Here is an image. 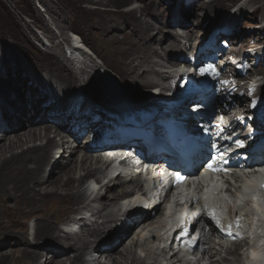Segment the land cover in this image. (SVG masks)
Here are the masks:
<instances>
[{
  "label": "bare ground",
  "instance_id": "6f19581e",
  "mask_svg": "<svg viewBox=\"0 0 264 264\" xmlns=\"http://www.w3.org/2000/svg\"><path fill=\"white\" fill-rule=\"evenodd\" d=\"M62 1L66 5H73V9L63 7L66 14H63L60 22L58 21L59 24L64 23L63 26L67 25V18L76 11L78 15L85 16L84 18L87 21L85 22V26L100 31L101 36L99 34L98 36L100 37L99 40L101 39V42L99 41V44H102L103 48L107 50L110 57L115 58L116 62H119V64L124 66V76L122 80L128 87H130L129 89H151L152 87L163 85L162 82L165 80L169 79L170 81H173L175 78H179L181 75L172 74L171 72L165 70L162 72L157 71L155 70L153 64L155 63V59H160L159 62L156 60V66L159 63V66H162L163 68L165 64H168L166 66L169 69L172 67L169 65L176 64V61L171 62V59L174 57L173 53H175L176 50H181L183 46H181L180 43H175L182 36L184 39H187V31H181L182 34H180L178 30L177 33L174 34V41H171L172 43L169 45L162 46L160 43L154 44L153 41H155L156 37L154 34H151L153 25L145 23L137 16V13L143 14V11L148 9L147 6H145L143 10H140V8H133L132 5L135 4L134 1L100 0V4H105L107 9L104 10L105 12H102L101 10L97 11L93 9L81 8V3H92L94 0ZM70 1L72 3H70ZM259 1L260 0H250L251 3H258ZM222 4L220 2L213 3L210 6H200V8L213 13L218 10V8H221ZM113 6H126L128 9L127 11H117V13H113L110 12L111 9H109V7ZM200 11V13H202L203 10ZM112 18L116 21L125 23L124 29L121 31V33L117 32L114 22H110V19L112 20ZM127 24H130V27ZM71 36V40H69L68 37L66 38L65 35L63 39L67 43L69 41V43L72 45V47H70L73 49V51L71 50L70 56L75 57L78 53L81 54L79 51L81 49L74 47L73 44H75V46L77 45V47H82L83 44H81V42L84 43V41L88 40V38L84 35H82L81 38L79 35H77V33L75 34L73 32L71 33ZM228 40L229 39L226 38V42ZM238 46L239 43L234 41L232 47H230L231 53L235 54L239 49ZM192 47L193 45H191L189 54H193L194 56V47L193 49ZM7 48H11V46L8 45ZM59 49H61L60 44L55 46V50L57 51V54L63 56L62 52H58ZM160 51H162L163 54ZM104 53L102 50L98 52L99 55L107 60V56H105ZM73 57H68L70 59L61 57L60 59H57L56 54L51 58L48 57L43 59V57L42 62L37 63V67L43 70V72L49 74L52 78L51 80H55L60 89L63 87H72L79 76V80H85L84 68H90L89 64H83V69L80 70V75H78L74 68L71 65L69 66L71 62L72 64L76 63V61L72 59ZM225 60H220L219 66ZM104 64L106 67H109L114 71V67L110 62L107 61ZM177 64L183 63L178 62ZM224 64H226V62H224ZM230 65L231 64L227 65L228 69L231 68ZM238 65H243L242 61ZM174 71L175 70H173V72ZM128 74L131 76L130 79H128ZM153 74H155V77L160 78V83H157L158 81L154 82V79L150 78V76ZM202 76L207 78L206 80H203L205 82H214L217 80L216 76L214 75ZM253 78L254 76L251 73L249 81H253ZM2 84L6 87L9 83L5 80H2ZM7 87H11V85L9 84ZM221 87L223 88L224 86L221 85ZM33 95L35 97L40 96L41 91L36 90ZM219 98L225 100L223 97ZM244 98L247 100L246 97ZM244 98H239L238 103L243 105L245 100ZM119 103L122 104L121 108L124 110L135 109L137 108L136 105H138L131 100H123ZM27 114H25V116L22 117L20 121L15 122L16 124L12 125L11 127L6 125L3 118L0 120V264H64L62 261L63 259L58 260V251H54L52 249L49 250L47 248L52 244H55V246L59 245L61 247H66V251H71L74 254L72 264H88L87 248H90L92 244L90 242L91 237L98 238V240L95 239L96 241L94 243V249H90L95 253H101V257L102 255L107 254L113 264H127L128 261H132L133 264V262L137 261L135 256L136 252L134 251H136L135 248H137L139 245L138 243L140 238H131L126 243H124L121 249L114 251L115 245L113 243V237L120 236L123 232L115 235L111 230L107 231L108 224H112L113 222L116 223V220L119 222L128 220L132 221L133 228L136 226L141 227V232L138 231V233H143L146 231L150 232L148 227H150V229L155 228L154 226H159L161 229L163 228L161 226L162 216L166 218L168 214L175 213L174 208L170 207L165 210L166 214H162L161 203L157 202V206L154 209H150L151 211L147 213L139 214L140 207H136L135 209L138 210H128L125 212L118 210L117 213L119 216L109 215L111 216L109 218L108 215H104L103 211L106 208H111L110 206H112V204H118L123 198H132L136 194L137 189H142V176L139 177L138 175H135V172H139L140 175L145 174L140 169V167H136V164L138 163H134L133 158L127 156V151L129 149L133 151V147L123 150L122 155L124 156V160L120 163V167L125 168L126 170L131 169V173L134 174L129 176L130 173L127 172L128 174H124V172H122L119 175L111 177L106 184H103L100 187L96 197L91 198L87 191H82L83 189L81 190L79 186H76V183H84L87 180L94 179L97 184H100L102 179H100L99 176L108 172L111 166L115 163V159L111 157L110 151L99 150L98 152H91L92 145L86 143L79 144L74 139H70L68 136L63 135L61 126L58 125L55 127L51 124L54 122L56 117H54L50 111L39 120H34V113H31L30 115ZM219 114H223V112ZM219 114L205 116V119L203 120L204 125L210 130L212 136L214 137L213 142L210 140L205 142V144L208 146V150L203 152L210 154L208 156V161L212 159L214 154H217L218 157L214 156V162L211 164L214 168L222 169V171H213L207 169L205 165H208L211 161L209 163L207 161L205 164L200 165V168L196 172L197 174L194 177H190L188 182L182 184L184 191L180 201L184 198L191 199L194 197L197 200L202 198V202L199 201V206L196 205L194 210H198L200 214L203 212V218L207 219L206 217H208L216 224L218 220L219 226H217L226 237V241L229 239L227 237L229 232L234 238L241 237V240L243 236L239 235L248 236V247L250 250L248 253H243L245 254L244 257H242L240 250H243L244 246L246 247V244L244 246H240L239 244L235 245L234 251L231 252V249L229 252L235 254L239 253L238 257L236 256V263L264 264V229L262 228V226L264 227V193H258L256 187V185H258L260 190H263L261 188V183L264 184V160H262V158H257L255 155L260 153V151H264V143L256 148L252 147L253 151L250 153L242 152V145L239 146V148L238 146L233 148L232 144L227 143V141L231 140L232 136L228 134V130L232 129L233 125L240 126L241 124H239V122H237L238 124L234 123L233 120L229 123L220 124L221 121L219 120ZM216 116H218L217 124H215ZM57 117H60L59 112H57ZM262 118H264V115ZM105 119L110 120V117L104 116L95 122L91 114V117L88 119V121L89 124L93 126L95 123H101ZM85 123L87 124V120H85ZM259 125L264 127V122H260ZM3 126H5L4 132ZM239 129L240 127H237L233 130L235 133L237 131H244V129ZM53 131L56 135L54 138H51L50 134ZM189 131L191 133L193 132L191 129H189ZM57 137H61L60 141L56 140ZM251 137L254 138L253 135ZM42 139H44V141L47 139V141L42 144L36 143ZM242 140L243 137H238L235 141L240 142ZM249 141L251 140H248V142ZM238 142H236V144ZM29 143H33V145H29ZM213 145L216 148L214 149V154L211 155V153H209V147ZM227 146H231L230 149H226ZM60 150H62V154H60ZM237 153H248V156H243L239 160ZM246 157L248 160L250 159V162L253 161V163H258L256 165L253 164L252 167L250 165L247 167L246 163L245 165L243 164ZM201 159L206 160V157L200 156L199 154L198 161L201 162ZM232 162L233 164L230 165ZM250 162L248 163L250 164ZM198 164L199 163L196 164L195 168H198ZM228 168H230L232 171L239 169L242 171L241 173L247 174L250 179H246L244 184L237 186L234 181L226 175V173H228ZM136 169H139L140 171ZM248 169L250 170V173H248ZM78 171H82L84 175L82 174L77 178L76 174ZM157 174L159 181L168 180L165 176H162L161 172L158 173L157 171L156 174L153 173L148 176L146 181L150 183L153 175ZM196 184L199 186L201 185V190H189L191 185L195 186ZM235 189H239V191L237 192ZM252 189H254V191ZM185 190L189 191L185 193ZM254 193H258L260 196H257ZM162 195V193H158L157 198L161 199ZM7 197L13 198L14 203L12 206L8 205L4 201ZM90 199H95L93 206L90 205L92 203H89L91 202L89 201ZM82 205H85L83 206L84 208ZM126 205H128V207L131 206L130 203H127ZM229 205H235V207L238 209H240V205H243L242 208H244V212L240 211L239 215L237 213L233 216L230 214L227 215L226 208ZM246 208L249 209L247 210ZM213 210L215 211V218L212 216ZM250 210L252 212L247 217L246 212H250ZM71 212L75 213L73 217L58 225L60 222L59 220L62 219L67 213ZM181 214L183 215V213ZM181 214L180 216L177 214L172 218L175 229L182 222L181 218L183 216ZM98 218H103L105 220L103 221L102 225L98 224ZM33 219L36 220L35 237L34 242H30L29 221ZM80 223H83L84 228L81 231L79 230L80 234L78 235H75L71 229H69L67 232H59L60 227H62L61 225L65 226L66 224L68 228L75 229L76 227L79 228ZM210 232L211 234L212 232L214 233L213 237H215V234H218L217 230L213 226L211 227ZM113 234L114 236L112 237ZM123 234L125 235V232ZM83 235H85L84 238H82ZM150 235H153V237L155 236L159 242H164L166 240L165 237H167L164 248L161 249V247H159L157 250H161L162 254H167L168 249H170L173 255L170 259L168 258L170 262L167 264H177L179 259L177 256H175L177 254L173 252L174 249L172 248L175 239L172 241V243H167L168 241H171V239H168V236L166 235H161L160 231ZM139 236L141 237V235H137V237ZM208 237L211 238L209 233ZM104 240L105 243L101 244L100 241ZM224 240L225 239L222 238V241ZM230 240L231 238L229 241ZM15 245L18 246L15 249L16 251H11L8 253L6 248H11ZM214 246L215 245L210 248V252L208 253L209 258H211V256L213 257L215 251ZM184 249H187L189 252L191 251L189 245L185 246ZM66 251L65 253H67ZM16 252L19 254H16ZM113 255H119V259L113 257ZM42 257L46 259L45 262H42ZM188 258L189 257H187V259Z\"/></svg>",
  "mask_w": 264,
  "mask_h": 264
},
{
  "label": "rangeland",
  "instance_id": "374dc122",
  "mask_svg": "<svg viewBox=\"0 0 264 264\" xmlns=\"http://www.w3.org/2000/svg\"><path fill=\"white\" fill-rule=\"evenodd\" d=\"M99 1L100 0H94L92 3L83 2L81 3L80 6L82 9H93L97 11L101 10L102 12H105L104 10H107L105 4H100ZM131 1L132 2L134 1L135 3L132 5L133 8H140V10H143V8L147 6L148 9L147 10L145 9L143 11V14L137 13V16L141 18L142 21H144L145 23H148L149 25L151 24L153 25L152 27L153 30L151 34H154L156 37L155 41H153L154 44L160 43V45L162 46L169 45L172 43L171 41H174L175 39L174 34L177 33L178 30L180 34H182L181 31L183 32L187 31L186 38L188 40L184 39V37L182 36L180 37L178 41H176V43L174 42L175 44L180 43V45L183 46V48L179 51L176 50V52L173 53L174 57L171 59V62L176 61L177 63V60L178 58H180V56L188 55L191 49V47H188V46L193 45L194 52L197 51V46H198V43L200 42V39L206 35H210L211 32H213V30L216 29L217 27H219L220 33H218L217 36H213V37L214 38L221 37L222 41H226V38H228L227 33L231 31V29H227L226 26H229V28H232L234 32L240 33L242 35L240 38L241 42H238L239 49L237 48L238 50L235 54H233V56L236 55L237 57H241L244 54V52L247 51V48L249 46L252 48H256L255 45H257V48L261 50L262 54L264 53V0H260L258 3H251L250 0H194V4L192 5L190 4L186 5L185 3L187 0H130V2ZM219 2L221 4L223 3L224 5L222 4V7L218 8V10H216L213 13L208 12V10H204L203 8H200V6H203V7L210 6L213 3H219ZM70 3L72 2L70 1ZM63 7L73 9V5H66L62 0H0V65H1V68H0V111H1L0 117L3 118L4 122L6 123L8 127L15 125L16 124L15 122L20 121L21 118L24 117L25 114L27 113H28L27 115L34 113V117L39 119L38 117L42 113H45L46 111L45 109L47 108H49L50 113H52L53 116L56 117L53 111L61 112L62 110L61 103L70 102L73 98H77L79 93L81 92L83 93L86 92L88 95H90L89 94L90 90L92 91V95L89 96L88 103L83 98V101L85 102V104H87L88 108L93 109L94 107H98L97 104L101 106L103 105L102 100L103 101L107 100L106 102L109 104V110L119 111V112H134V111L139 110V108H135L132 110L122 109L121 108L122 104H120L119 102L123 100H131L138 104L136 105L137 107L138 106L141 107L143 105H147V102L151 103L153 99H156V98L158 99L168 94L167 88H169V85H170L169 79L162 82V84L165 85V87L167 86L165 91L162 87H157V88L152 87L151 89L149 88L147 89L140 88V89H134V90L129 89L130 87H128L125 84V82L122 80L124 76L123 74L124 66L119 64V62H116L115 58L110 57L109 53L107 52L105 48H103L102 44L101 43L99 44V41L101 42V39L99 40L100 37L98 36V34L101 36L100 31H97L90 27H86L85 22L87 21L84 18L85 16L78 15L77 11L69 15L70 17L67 18L68 22L66 21L67 25L63 26L64 23L59 24L60 20L62 19L63 14H66V12H64ZM125 7L126 6L124 7L113 6V7H109V9H111L110 12L117 13V11H122V12L127 11L128 7L126 8ZM200 10H203L202 13H200L201 12ZM113 20H114L113 18L112 20L110 19V22H114L115 24L114 26H116L117 32L121 33V31L124 29L125 23H122L116 20L113 21ZM225 22L229 23L230 25H234V26L230 27V25H226ZM127 25L130 27V24H127ZM47 27L49 28V30ZM72 32L75 34L77 33V35H79L80 37L84 35L85 37L88 38V40H85L84 43L81 42V44H83L82 47L81 46L77 47V45L75 46V44H73L74 47L81 49V50L78 49L81 52V54L78 53L75 57L70 56L71 50L73 51V49H71L72 45L69 43V41L67 43L63 39L65 35L66 38L68 37V39L71 40ZM219 43H220L219 41H214L213 46L217 47ZM58 44H60V48H61L58 50V52L59 51L62 52V55L64 57L57 54V51L55 50V46ZM8 45H10L11 48H7ZM100 50H102L103 53L105 52L104 55L107 56V60H105L101 55L98 54ZM160 52L163 54L162 51ZM55 54H56L57 59H60V57L66 58V59H70L68 57H73L72 59L75 60L76 63L72 64L71 62L69 66L71 65L74 68V70L78 73V75H80V70L83 69L82 67L85 64H89L90 68H87V69L84 68L85 80L84 81L79 80V77H80L79 76L76 79L75 84L72 87L69 86L67 88L63 87L62 89H60L57 82L55 80H51L52 78L49 74L43 72V70L37 67V63L42 62L43 57H44L43 59L48 58V57L51 58ZM262 54L259 56L263 57ZM191 57H195V53H194V56L193 54H190V58ZM156 60L157 62H159L160 59L159 60L155 59V63L153 64L155 70L160 71V72L165 70V71L171 72L172 74L177 75V73H174L173 70H170L169 68H167L166 65L168 64H165L164 68L162 66L160 67L159 63L156 66ZM107 61L110 62L111 65L114 67L115 72L109 67H106L104 63H106ZM233 61H235L237 64L241 62L240 59H234ZM231 63L232 61L230 62V64ZM169 66H172V65H169ZM196 66L203 67V64L197 63ZM248 68H254V66H252V64L250 63L248 65ZM101 70H104L102 75L99 74ZM255 72H256V69L253 70V72H251L253 76L255 75ZM262 72H264V70L262 69L257 70V73H262ZM259 76L261 75L258 74L257 77ZM199 77L202 80L207 79V78H204V76L202 75H199ZM130 78L131 76L128 74V79ZM150 78L154 79V82L158 81L157 83H160V78L155 77V74L150 76ZM2 80L7 81L11 85V87H7L9 84L6 87L3 86ZM177 80L181 82L182 76L180 75L179 78H175V81ZM246 82H249L248 79L242 80V83H246ZM259 82L260 81H253L254 84L259 83ZM153 88H156V89H153ZM36 90L41 91L40 96L35 97L33 95ZM261 92L264 93V88L261 90ZM53 93L58 95L56 101H54L53 99L55 96V94ZM51 95H53L52 98H51ZM10 98H13V101L12 100L9 101ZM219 100L223 102L227 101L226 99L224 100L222 98H219ZM43 101H46V102L44 103ZM262 102L264 104V98L262 99ZM42 104H44V106H42ZM77 113L78 115L75 116V120H80V121L88 120L92 114L90 110H88L87 108L86 109L83 108L82 100H81V107L79 110H77ZM59 114H60V117H56V119H54V122L51 123L55 127L58 126L59 124L56 121L63 122V115L61 113ZM93 114L99 115L94 110H93ZM110 114L111 112H106V115H103L101 117L110 116ZM217 122L218 120H215V124H217ZM239 124H241V122H239ZM85 125L86 123L84 124L83 128H85ZM232 129H234V127ZM260 129H261V126H260ZM4 130H5V126H3V132ZM20 132H23V131H20ZM249 133H250V130H245L243 132V136L247 137ZM62 134L65 136H68L70 139H74L79 144H82V143L89 144V140L91 138L90 130L88 133L89 139H86V140L75 137L70 133H66L65 130L62 131ZM55 135L56 134L53 131L50 134V137L54 138ZM60 139L61 137H57L56 140L60 141ZM244 139L245 138H243V140ZM14 140H15V137H14ZM45 140L47 141V139ZM46 141L42 139V140L37 141L36 143L42 144V143H45ZM240 142L238 143L240 144ZM29 145H33V143H29ZM237 146L239 148V146L241 145H237ZM236 147H233V148H236ZM209 148H210L211 155L214 154L213 152L216 147L213 145V146H210ZM60 154H62V150H60ZM237 155L239 159L240 156L241 158L243 156H248V153L237 154ZM214 159L215 158L213 156L210 164L214 162L213 161ZM245 163L246 162H243L244 165ZM119 168L121 169L122 167L120 166L118 168L112 167L111 169L108 170V172L102 175V177L105 178V181L108 182L110 180L108 179V174L117 171ZM136 170L140 171L139 169H136ZM227 170H228V173H226V175L230 177L237 186L244 184L246 182L245 181L246 179H250L247 174L241 173L242 171L239 169L232 171L230 170V168H228ZM125 171L126 172L124 174L130 173L129 176L132 174L131 169H128ZM247 171L248 173H250L249 169ZM82 174L84 175L82 171H78L76 174V177L78 178ZM76 186H79L81 190L83 189L82 191L84 192L86 191L85 188H83V183L77 182ZM236 191L238 192L239 189ZM94 200L93 199L89 200L91 201L89 203H92L90 205L92 206L94 205L93 204L95 202ZM4 201L10 206H12L14 203V200L12 197H7L5 198ZM151 205L152 204L150 203L148 207H150ZM83 206L85 205H82V207ZM110 207L111 208L108 207L103 211L104 215L106 214L108 216L109 215L119 216L118 213H116L118 210L127 209V208L129 209L130 207H133V205L128 207V205L126 204L118 205L117 203H115L114 205L112 204V206ZM145 210L151 211L150 209H145ZM240 211L244 212V208H241ZM251 212L252 211L250 210V213ZM142 213L143 212H140L139 214H142ZM74 214L75 213H72V212L67 213L62 219L59 220L60 222L58 225L72 218ZM111 216H109V218ZM124 217H127V216H124ZM97 221L99 225H102L103 221L105 220L103 218H98ZM181 221H183V219ZM123 222H125V224ZM123 222L122 221L119 222L118 220H116V223L113 222L112 224L111 223L108 224L109 229L107 228V231L111 230L112 232H114L115 235H117L120 232L121 233L125 232V235L122 233L120 236H117V237H113L114 234L112 235L113 243L115 245L114 251L121 249L124 243H126L129 239L140 238L139 243H138L139 245L137 248H135L136 251H134L136 252L135 256H136L137 261L133 262V264H167L170 262L169 259L173 255L170 249H168L167 254L165 253L162 254L161 250L160 251L157 250L159 247H161V249L164 248L165 241H167V237H165L166 240L164 242L163 241L159 242V240L155 236L153 237V235H150V234H155L157 231H160L161 228H159V226H154L155 228H152V229L148 227L150 232L146 231L143 233H138V231L141 230L140 229L141 227L136 226L133 228L132 226L133 223L132 222L128 223L129 222L128 220H124ZM173 225L174 223L172 222V226ZM61 226L62 227H60L59 232L60 231L67 232L69 231V229H71V231L74 232L75 235L80 234V231L84 228L83 223H80L79 228L76 227L75 229L68 228L66 224L65 226L63 225ZM29 227H30L29 241L34 242L35 227H36L35 219L29 221ZM262 228L264 229L263 226ZM209 234L211 235V232H209ZM137 235H141L142 238L140 236L137 237ZM239 236H243V235H239ZM84 237L85 235H83L82 238ZM240 238L235 237L236 242L242 241ZM95 239L98 240V238H93V237L90 238L91 241L90 240L89 241L92 243L90 248L94 249V246H95L94 243L96 241ZM228 241L226 240L222 241L220 240V238H217L216 235L215 237H212V240L211 239L209 240V242L207 243V247H209V252H210V248H212L213 245H215L214 246L215 251H214L213 257L211 256L212 259L209 258L208 256L206 257V261L208 262V264H212V263L213 264L214 263L215 264H235L237 262L236 256L238 257V253L236 254L229 253L231 249H232L231 252L234 251L235 245L233 243H230V241L229 242ZM100 243L104 244L105 240L100 241ZM17 247L18 246L15 245L11 248L9 247L6 248V250L8 253H10L11 251L12 252L16 251L15 249ZM47 248L49 250L52 249L54 251H58L59 252L57 256L58 260L63 259L62 261L64 262V264H72L74 254L71 251L70 252L66 251L65 249L66 247H61L59 245L55 246V244L54 245L52 244V245H49ZM90 248H87L88 254H89V255L87 254L88 264H98V263L113 264L112 261H110V257L107 254L102 255L101 257L100 256L101 253L100 254L95 253ZM65 251L67 253H65ZM173 252L177 254L175 256H177V258L179 259V262L177 264H189L187 261L191 260V258H196V259L198 258L196 253H190L184 249H180L177 246L175 247V251ZM16 254H19V253L16 252ZM185 256L189 258L187 259V257ZM113 257H116L119 259V255H113ZM42 259H43L42 262H45L46 259L44 257H42ZM129 263L132 264V261L127 262V264ZM236 264H240V263H236Z\"/></svg>",
  "mask_w": 264,
  "mask_h": 264
},
{
  "label": "snow or ice",
  "instance_id": "6c2138e0",
  "mask_svg": "<svg viewBox=\"0 0 264 264\" xmlns=\"http://www.w3.org/2000/svg\"><path fill=\"white\" fill-rule=\"evenodd\" d=\"M201 71H202V72H203V71H206V69H202ZM208 168H209L210 170H213V171H222V169L214 168L213 165L210 164V163L208 164ZM184 179H185V177L181 176L179 173L176 174V182H177V183H181V182H183ZM261 187L264 188V184H261ZM212 216L215 218V211H214V210L212 211ZM217 225L219 226V221H218V220H217ZM229 235H231L230 232H229Z\"/></svg>",
  "mask_w": 264,
  "mask_h": 264
},
{
  "label": "clouds",
  "instance_id": "9594fccd",
  "mask_svg": "<svg viewBox=\"0 0 264 264\" xmlns=\"http://www.w3.org/2000/svg\"><path fill=\"white\" fill-rule=\"evenodd\" d=\"M225 23H226V22H225ZM227 24H228V23H226V25H227ZM217 31L220 32L219 27H217L216 29H214L213 32H211L210 35H206V36H204V37H202V38H203V39L205 38L206 40H208V38H210L211 36H213V34H218V33H215V32H217ZM216 36H217V35H216ZM202 38H201V39H202ZM218 38H221V37H218ZM201 39H200V40H201Z\"/></svg>",
  "mask_w": 264,
  "mask_h": 264
}]
</instances>
